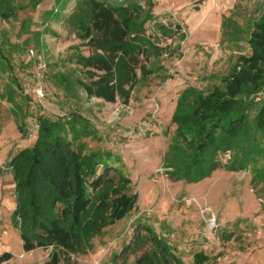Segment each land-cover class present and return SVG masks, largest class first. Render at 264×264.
<instances>
[{
    "label": "rangeland",
    "instance_id": "rangeland-1",
    "mask_svg": "<svg viewBox=\"0 0 264 264\" xmlns=\"http://www.w3.org/2000/svg\"><path fill=\"white\" fill-rule=\"evenodd\" d=\"M129 1L135 4H123L120 14L141 24L130 21L137 23L131 26V46L126 57L118 53L128 74L125 92L116 91L109 102L89 96L81 84L105 74L83 59L97 51L85 0H0L17 14L0 17V36L6 33L12 43V49L3 45L7 59L0 67V255L13 256L3 264L50 260L52 249H23L12 219L17 198L10 163L33 145L39 116L72 114L94 130L74 139V146L121 157L117 166L130 177L137 202L84 251H58L59 264H135L148 247L137 253L124 249L143 224L165 240L179 264H264V152L258 154L264 134L256 149L262 161L254 159L247 170L219 168L194 182L180 180L175 166L164 164L170 147L183 154L194 135L185 128L187 138L178 133L173 116L177 110L188 112L178 108L179 102L221 85L238 57L251 54L249 39L264 0H153V18L144 23L146 0ZM159 24L169 28L168 35L160 33ZM230 155L223 154V161Z\"/></svg>",
    "mask_w": 264,
    "mask_h": 264
},
{
    "label": "trees",
    "instance_id": "trees-1",
    "mask_svg": "<svg viewBox=\"0 0 264 264\" xmlns=\"http://www.w3.org/2000/svg\"><path fill=\"white\" fill-rule=\"evenodd\" d=\"M85 2L92 29L97 34L91 44L97 51L83 59L86 66L101 69L105 74L91 84H81L89 96L112 102L116 91L125 92L123 83L128 77L121 70L125 62H120L118 53L126 57V48L131 46L128 45L131 26L137 23L130 21L141 22L120 14L123 4H135L134 1ZM146 4L148 10L142 13L145 14L143 23L153 18L154 1L146 0ZM11 8L9 3L0 5V17H15L17 14L12 15L15 12ZM158 28L162 35L169 34L167 26L159 24ZM88 29L91 30L89 26ZM4 44L12 49L6 33L0 36V67L7 59ZM249 46L251 54L238 57L234 72L221 85L207 94L195 93L188 103L179 102L178 108L185 106L188 112L183 114L177 110L173 116L178 133L180 130L187 138L182 130L185 128L194 135L188 139L189 145L183 154L175 153L170 147L164 164L167 167L173 164L180 180L198 182L219 168L242 171L254 159L262 161L258 154L264 149L258 145L260 135L264 134V12L254 23ZM147 72L144 70L145 75ZM37 125L33 145L21 149L10 163L17 198L12 219L19 228L25 252L52 249L47 264H59L58 251L76 253L90 247L97 234L133 211L137 195L131 194L130 177L117 166L121 157L111 151L86 153L74 146V139L94 131L84 117L78 114L64 119L39 116ZM228 152L230 158L224 162L222 155ZM146 247L135 264H179L165 240L143 224L124 251L137 253ZM12 257L10 252L3 253L0 264Z\"/></svg>",
    "mask_w": 264,
    "mask_h": 264
},
{
    "label": "built area",
    "instance_id": "built-area-1",
    "mask_svg": "<svg viewBox=\"0 0 264 264\" xmlns=\"http://www.w3.org/2000/svg\"><path fill=\"white\" fill-rule=\"evenodd\" d=\"M45 68V66L43 65V64H40V66H39V70H43Z\"/></svg>",
    "mask_w": 264,
    "mask_h": 264
}]
</instances>
